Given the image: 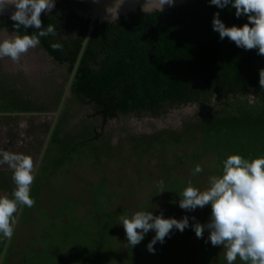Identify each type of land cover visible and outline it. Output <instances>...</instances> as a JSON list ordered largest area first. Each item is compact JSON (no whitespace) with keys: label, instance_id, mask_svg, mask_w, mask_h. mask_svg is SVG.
<instances>
[{"label":"trees","instance_id":"16d2710c","mask_svg":"<svg viewBox=\"0 0 264 264\" xmlns=\"http://www.w3.org/2000/svg\"><path fill=\"white\" fill-rule=\"evenodd\" d=\"M75 6L84 8L62 0L51 14L40 16L41 27L52 24L55 35L40 37L37 46L65 68L61 82L47 76L39 88L22 73L4 72L0 66L3 124L13 123L21 114L50 115L57 109L88 31L89 20L80 17ZM214 12H219L226 27L247 22L246 17L235 18L234 9H217L208 0H193L160 13L128 15L109 24L93 22L70 97L64 101L29 190L34 203L23 206L1 264H226L223 249L206 242V230L200 238L191 230L194 222L208 221L210 208L188 212L177 201L189 181L194 187H206L200 179L218 174L220 161L227 155L264 156V87L258 74L264 68V56L255 49L236 47L227 37L219 39L211 28ZM13 24L8 17L0 18V30L16 35L36 31L32 27L16 30ZM55 42L62 47L51 48ZM76 106L91 112L70 124L77 115L72 112ZM188 106L197 107L196 116L177 130L125 137L137 155V165L148 153L172 147L179 148L181 155L164 160L155 175L136 172V178L129 173L122 187H109L98 162L111 149L104 129L107 122L128 115L160 118ZM35 129L24 149L15 148V133L6 134L7 144L12 145L9 152L38 155L49 124ZM186 147L188 152L181 149ZM205 158L213 163L209 173L201 167ZM73 161H89L100 172L95 184H86L87 191L78 190L76 195L72 184L60 176L68 173L66 167ZM196 164L202 171L193 175ZM184 165L189 172L179 170ZM11 176L12 170L0 169V193L9 198L15 187ZM145 179L157 183L140 197L139 184ZM124 190L130 198L123 201ZM141 209L164 218L187 216L189 228L170 230L163 244L153 245V253L146 249L154 235L151 230L131 247L119 216ZM174 234L179 240L168 242ZM6 239L0 235V256ZM233 264L241 262L237 259Z\"/></svg>","mask_w":264,"mask_h":264},{"label":"clouds","instance_id":"9594fccd","mask_svg":"<svg viewBox=\"0 0 264 264\" xmlns=\"http://www.w3.org/2000/svg\"><path fill=\"white\" fill-rule=\"evenodd\" d=\"M124 0H113L105 8L107 18H117ZM174 0H144L142 13L163 11L171 7ZM217 9L230 7L234 17H246L247 22L240 26L225 24L214 12L211 28L218 33L219 39L225 37L244 50L255 49L256 54L264 56V0H208ZM55 6V0H0V12L11 7L9 19L13 28L24 30L32 27V34L9 35L0 38V58L7 57L16 62L20 56L40 43V37L55 35L52 24L41 27V12L48 13ZM60 49L59 42L50 44ZM259 85L264 87V68L258 70ZM0 165L12 170L11 179L15 185L11 198L0 196V235L9 237L12 233L14 214L18 206L31 207L34 201L29 196L32 176V158L22 153H13L0 149ZM202 171L199 164L193 169V175ZM178 207L192 212L197 208H210L209 219L201 224L194 222L191 230L197 238L208 232L206 242L223 249L226 264L237 259L241 264H264V156L245 158L238 153L229 154L220 161L219 173L208 177L203 189L194 187L189 181L179 193ZM189 217L180 219L164 218L162 214L153 215L151 211L136 210L130 216L120 215L127 244L131 247L139 244L149 230L154 232L146 249L153 253V245L163 244L164 238L175 229L183 232L189 228ZM195 221V217H191Z\"/></svg>","mask_w":264,"mask_h":264},{"label":"rangeland","instance_id":"374dc122","mask_svg":"<svg viewBox=\"0 0 264 264\" xmlns=\"http://www.w3.org/2000/svg\"><path fill=\"white\" fill-rule=\"evenodd\" d=\"M9 35L15 34L10 31L0 30V38H8ZM0 66L4 72H20L24 74L23 76L29 79L31 84L39 88L45 85V81H43L45 77L50 76L51 80L59 83L65 74V68L55 64L38 46L22 54L16 62H12L7 57L0 58ZM51 94H53V92H51ZM72 112L77 115L71 118L70 124L76 123L77 120L90 114L91 111L89 108L76 106L73 107ZM196 113V106H188L170 110L166 115L160 118H152L148 115H128L108 121L104 129L109 137L108 141L110 142L111 149L98 158V162L103 166L101 172H104L108 186L114 189H117V185L122 187L129 173L133 174L136 178L138 177L136 172H150L155 175L164 160H172L174 156L181 155L179 148L172 147L167 152L148 153L137 165L135 163L137 155L130 149V143L125 139L128 133L152 134L162 130H177L184 122L193 120ZM50 121V115L23 116L17 118L13 123L3 124L0 121V149L10 151L12 145L7 144L8 140L5 135L11 133H15L18 139L15 148L24 149L25 143H29L33 138L30 132L34 133L35 128L36 131L38 130V125L49 124ZM43 135L44 134H42V137ZM181 149L188 152L190 147ZM36 156V153L30 155L32 163ZM187 165H184L179 170L181 172H189ZM201 167L205 172L209 173L210 169L213 167V163L209 158H205L201 161ZM0 169L11 170L7 165H0ZM66 171H68V173L63 171L60 176L62 180L68 182V184H72L70 189L75 195L78 194V190L87 191L85 185H88V183L95 184L100 178V172L94 171L93 165L89 161H73L72 164L66 167ZM209 176L211 175L207 177L203 176V178L200 179L204 181L206 186ZM156 183V181H149L147 179L140 182L138 188L140 197L148 193L152 185ZM122 193L123 201L130 198L128 191L124 190ZM0 196H4V194L0 193ZM47 197H49V194H47ZM178 240L179 237L176 234H174V236L170 235L168 238V242Z\"/></svg>","mask_w":264,"mask_h":264},{"label":"water","instance_id":"95a60500","mask_svg":"<svg viewBox=\"0 0 264 264\" xmlns=\"http://www.w3.org/2000/svg\"><path fill=\"white\" fill-rule=\"evenodd\" d=\"M60 1H62V0H55V5L57 3H59ZM70 1L72 2L73 5L81 4L82 7H84L83 9L80 6H75L74 8H75V10H77V14L80 17H84V18L89 20V22H88V31H87V35H86L85 39L82 42L80 52H79V54L77 56V59L75 60L74 66L72 68V71H71V73H70V75L68 77V80L66 82V85L64 87V90H63L62 96L60 98L59 104L57 106V109L55 110V112L50 114L51 121L49 123L48 132L45 135V139H44L42 147H41V149L39 151V154L36 156V158L33 161V168H32L33 179H32V181H31V183L29 185V190H30L31 184H32V182L34 180V177H35V174H36L37 169L39 167V164L41 162V159L43 157V154H44V152H45V150L47 148L50 135L52 133V130L54 128L56 120H57V118L59 116L61 108L63 107L64 101L70 96V93H69L70 85H71V82L73 80V76L75 74V71H76L77 65L79 63L81 54H82V52L84 50V47L86 45L88 36H89V34H90V32H91V30L93 28V22L97 21L99 24H109V23L115 22L116 20H118L120 18H125L128 15H136L137 13H142L140 8H141V5L144 3V0H124V2L121 4V6L119 8L117 18L116 19L113 18L112 20H110L106 16L105 8L107 6H110L111 3L113 2V0H70ZM192 1L193 0H174L173 5L171 7L165 6L163 11L171 9V8H175V7H180V6L186 5V4H188V3L192 2ZM12 10L13 9L11 7L6 8L3 12H0V18L1 17L2 18H6V17L9 18ZM53 10H54V8L48 13H45V12L42 11L40 16L49 15V14H51L53 12ZM150 13H153V12H150ZM32 115H38V114L33 113ZM23 116H24V114L20 115V117H23ZM22 208H23V206H19L18 209H17V212L15 214L14 221H13L12 233L6 239L3 251H2L1 256H0V264L2 262L3 256H4L5 251L7 249V246L9 244V242H10L11 236H12V234L14 232V229H15L16 223L18 221V218L20 216V213L22 211Z\"/></svg>","mask_w":264,"mask_h":264},{"label":"flooded vegetation","instance_id":"af4514ba","mask_svg":"<svg viewBox=\"0 0 264 264\" xmlns=\"http://www.w3.org/2000/svg\"><path fill=\"white\" fill-rule=\"evenodd\" d=\"M12 73H17V72H12ZM23 75H24V74H23ZM69 97H70V96H69ZM69 97H68V98H69ZM3 150H5V149H3ZM6 151H7V150H6Z\"/></svg>","mask_w":264,"mask_h":264}]
</instances>
